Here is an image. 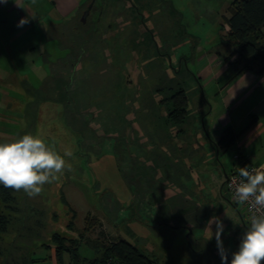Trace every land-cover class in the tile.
I'll list each match as a JSON object with an SVG mask.
<instances>
[{"label":"rangeland","instance_id":"obj_1","mask_svg":"<svg viewBox=\"0 0 264 264\" xmlns=\"http://www.w3.org/2000/svg\"><path fill=\"white\" fill-rule=\"evenodd\" d=\"M126 1L104 4L106 14L93 48L81 52L80 46L65 41L64 45L75 46V51L69 48L66 52L52 40L42 50L45 54L41 51L44 46L32 51L30 63L13 53L14 61L5 58L1 64L0 142L31 133L62 156L70 152L64 158L72 169L46 183L38 196L16 191L21 213L1 241L3 264L13 263V259L15 263L21 252L35 253L44 264H52L59 246L52 240L54 234L76 241L79 254L87 260L101 257L110 243L121 239L161 264H222L214 235L208 240L210 219L203 210L223 222L221 239L229 261L238 250L248 227V213L244 205H235L224 185L226 174L232 173L237 162L235 147L221 150L220 159L215 156L212 163L199 158L204 162L200 173L203 189L176 190L201 194L203 207L196 209L192 204L196 210L185 217L201 228V240L183 225L180 211L174 213L179 215L172 222L183 227L167 225L165 214L188 204L186 197L167 195L171 192L167 190L169 180L165 204L159 205L160 211H165L161 226L146 213L149 194L161 196V120L150 123V112L153 109L159 114L161 98L184 88L191 98L189 118L183 125L188 135L202 133L211 105L215 109L220 106L214 118L220 121L223 106L213 97L215 86L204 89L195 75L197 49L192 50L191 44L198 38L206 51L221 48L218 41L230 30L224 18L230 16L234 0H132L145 16L141 20L137 9ZM153 2L160 3L154 6L157 12ZM100 10L99 6L94 8L89 25ZM143 23L154 28L153 36L145 32ZM181 35H190V44L181 45ZM188 46V61L180 63L185 49L179 51ZM60 56L72 61L64 65ZM204 94L211 104L203 99ZM130 126H135L137 134ZM188 175V171L183 172L174 186L187 184ZM187 199L195 201L196 197ZM139 200H144V205H138ZM211 230L214 233L215 224ZM67 246L72 247L70 241ZM13 247L20 249L14 251ZM70 262L71 254L66 252L65 264Z\"/></svg>","mask_w":264,"mask_h":264},{"label":"crops","instance_id":"obj_2","mask_svg":"<svg viewBox=\"0 0 264 264\" xmlns=\"http://www.w3.org/2000/svg\"><path fill=\"white\" fill-rule=\"evenodd\" d=\"M89 1L7 0V3H0V68H3L1 64L5 58H8L10 62L15 60V57L12 55L13 53H17L25 62L28 61L30 63L32 51L36 52L40 46H44L41 51H45L46 47L51 43L47 38L51 32V28L75 19ZM153 9L157 12L155 7ZM22 19L26 20V23L23 25L20 24ZM179 39H183L181 40V45L184 43L188 45L192 40L190 35ZM215 41H218V38ZM218 45L221 48L216 49L217 51L215 49L206 51L203 41L201 42L197 38L194 41V45L191 44V48L192 50L194 47L197 49V61L195 64L197 73H194L195 75L197 74V77L199 76L198 80L200 84L204 89L209 86H211V89L213 85L216 88L213 97L215 99L218 98L220 105L223 106L220 121L214 120L217 114L216 109H219L220 106L218 105V108L215 109L211 105L209 112L206 113V118H204L202 133L190 136L186 133V127H178L172 124L168 120L165 110L161 109V206L165 204L163 197L168 185L166 184L167 180L170 181V186L168 185L167 190H171L167 195L176 198L186 197L188 201V204L182 207L184 208L183 210H181L182 208L172 210L173 215L165 214V211L161 209V217H163L164 213L165 217H167L168 226H179L181 224H173L172 221L179 215L175 214L174 216V213L180 211L184 222L183 225H186V228L190 227L193 229L192 234L197 237L196 239L203 237L200 232L202 230L198 226L195 227L190 221H187L185 217L190 212L203 207L201 194L197 192H194L192 195L180 192L178 194L176 190L184 191V189L191 190L193 188L194 190V188H204L201 184L202 178H200V173L202 172L201 162L203 161L199 160V158L210 159L211 163L214 162L213 158L215 156L220 159L221 150L217 147V143L223 135V130L226 127H232L236 133H240L248 125H252L233 146L238 150L236 155H239V157L236 158L235 155L237 162L232 173L238 172L240 167H259L260 165H264V74L261 75L255 70L240 72L239 69L229 65L225 61L226 56L232 51V47L225 38L221 37ZM188 48L189 46L180 49L179 52L185 49L183 56L178 60L180 63L188 61L186 54ZM192 50L190 51L192 52ZM43 51L42 54H45ZM59 58L61 59L62 56ZM203 99L210 103L207 94H204ZM241 125L242 127L238 128ZM184 150L188 152L183 154ZM172 162L173 165L171 166L170 163ZM182 166H184V169ZM187 171L190 173L187 177V184L174 186L177 180L180 181V176L183 172L187 173ZM149 196L148 202L150 208L146 213L152 217L153 223H155L158 222L157 220L160 217V196L157 194H149ZM191 196L196 197V200L190 201L187 199V197ZM143 201L139 200L138 205H144ZM192 204L195 207L197 206V208H192ZM205 211L203 210V212ZM52 264H56V258H54Z\"/></svg>","mask_w":264,"mask_h":264},{"label":"trees","instance_id":"obj_3","mask_svg":"<svg viewBox=\"0 0 264 264\" xmlns=\"http://www.w3.org/2000/svg\"><path fill=\"white\" fill-rule=\"evenodd\" d=\"M119 1L123 2L125 0H90L85 5L83 11L75 19L53 26L47 38L50 41H58L61 48L66 49V52H68L69 48H72L71 50L75 51V46L72 44L66 46L64 45L65 41H72L71 43L74 45L77 44L80 46L81 52H85V50L93 48L95 46V37L100 33V21H102L104 15L106 14V8L104 7V4L108 5L110 2ZM127 1H129V3L131 2L130 4L133 8L137 9L140 20L145 18L141 8L135 1ZM92 2H94V4L91 12L87 17L86 22H84L82 20L83 12L87 10ZM159 4L160 3L156 5L154 3L153 7H158ZM98 6L101 8L98 13V17H96L95 22L93 21L94 23L89 25L92 12L94 8ZM229 14V17L224 18L226 26H228L230 29L226 34L227 37H225V40L233 50L226 56L225 61L228 62L229 65L239 69L240 72L255 70L261 75L264 74V0H234L229 7ZM179 22L182 23V20ZM141 26L144 28L147 34L151 33L152 36L154 35V28L150 29L144 23ZM222 29L224 30L223 27ZM88 30H91V32ZM186 35L188 34L186 33ZM98 54L99 53H97V55ZM79 57L81 59V55H79ZM66 58L67 57L61 58L64 61V65H68L69 62L72 61L71 58ZM78 62L79 61H77V63ZM52 64L53 63L50 62L51 66ZM74 65L77 64L74 63ZM69 86V84L66 85L68 93L70 92ZM158 104L160 107L159 114L157 113V115H155V110H149V112L151 111L150 114L152 113L155 115H150V123H156V120L159 118L161 120V109L165 110L168 120L175 126L182 127L187 122L190 113L191 98L188 94V91H186L184 88L178 89L170 96H163ZM251 126L252 125H248L247 128L240 133H236L232 127H228L224 130L220 141L217 143V147L223 151L231 149L238 142L241 136L249 128H251ZM129 128L132 130V133L137 134L135 126H130ZM158 165L160 166L159 163ZM17 204L18 197L16 190L0 185V264H3L2 255L4 251L1 246V241L7 234L10 233L15 221L20 218L19 215L21 213V209ZM159 204L161 205V196L159 199ZM235 205H237V203H235ZM203 213L208 219L212 218L208 216L207 210ZM159 214V225L161 226V211ZM178 227L183 226L179 225ZM52 240L59 245L56 250L57 264H65L66 252L71 254L70 264H106L107 260L111 257L118 259L123 264H161L157 259L145 254L137 246L126 240L120 239L119 241L110 243L104 249V254L101 257H95L90 260L85 258L82 259V256L79 254V244L76 241L70 240L67 237H63L59 234H54ZM67 240L71 242V248L67 246ZM197 240L201 239L199 238ZM49 247L50 246H47V248ZM190 247L193 250L192 241H190ZM19 249V247H13L14 251H18ZM15 260H17L15 263L13 259V263L8 264H44V262H41L40 259H37L35 253L30 252H21L20 254H17Z\"/></svg>","mask_w":264,"mask_h":264},{"label":"clouds","instance_id":"obj_4","mask_svg":"<svg viewBox=\"0 0 264 264\" xmlns=\"http://www.w3.org/2000/svg\"><path fill=\"white\" fill-rule=\"evenodd\" d=\"M0 3H7V0H0ZM24 23L26 20L22 19L20 24ZM70 155V152L64 153V156ZM64 156L54 146L31 133L0 142V185L16 191L23 190L29 197L38 196L46 183H52L66 170H72ZM238 175L239 179H233L230 184L234 200L239 205H247L250 213L238 250L231 254L229 261L228 251L221 239L224 225L219 217L209 220L208 240L214 235L222 264H264V165L240 167ZM212 224H215L214 233Z\"/></svg>","mask_w":264,"mask_h":264},{"label":"built area","instance_id":"obj_5","mask_svg":"<svg viewBox=\"0 0 264 264\" xmlns=\"http://www.w3.org/2000/svg\"><path fill=\"white\" fill-rule=\"evenodd\" d=\"M238 157H239V155H236V158H238ZM255 167H257V166H250L249 168H255ZM233 179H239L238 172H233L230 175H228V177L226 179V184H225L226 187L228 188V190H229L232 198H233V201L235 202L234 195H233V190L230 187V184H231V182H232ZM244 206L246 207V210H247V213H248V218H249L250 213L248 211V206L247 205H244ZM106 264H123V263L121 261H119L118 259L111 257V258H109L107 260Z\"/></svg>","mask_w":264,"mask_h":264},{"label":"water","instance_id":"obj_6","mask_svg":"<svg viewBox=\"0 0 264 264\" xmlns=\"http://www.w3.org/2000/svg\"><path fill=\"white\" fill-rule=\"evenodd\" d=\"M93 4H94V2H92V3L89 5V7L87 8V10H85V11L83 12L82 20H83L84 22H86V19H87L88 15L90 14L91 9H92V7H93ZM227 177H228V175H226V179H227ZM189 233H191V234L193 233L192 229H190V228H189Z\"/></svg>","mask_w":264,"mask_h":264}]
</instances>
